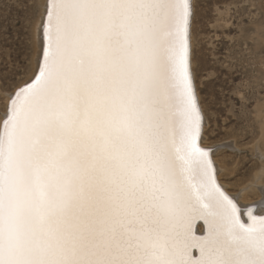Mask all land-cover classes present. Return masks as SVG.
Instances as JSON below:
<instances>
[{"label":"snow or ice","instance_id":"obj_1","mask_svg":"<svg viewBox=\"0 0 264 264\" xmlns=\"http://www.w3.org/2000/svg\"><path fill=\"white\" fill-rule=\"evenodd\" d=\"M0 87V264H264L251 203L202 146L192 0H43Z\"/></svg>","mask_w":264,"mask_h":264},{"label":"rangeland","instance_id":"obj_2","mask_svg":"<svg viewBox=\"0 0 264 264\" xmlns=\"http://www.w3.org/2000/svg\"><path fill=\"white\" fill-rule=\"evenodd\" d=\"M42 2L0 0V87L7 82L14 88L31 74L37 23L32 6ZM191 31L195 85L207 120L204 141L236 145L214 156L230 169L221 180L240 195L256 180L262 160L255 143L264 120L256 118L264 107V0H194ZM249 188L245 198L258 199L260 193Z\"/></svg>","mask_w":264,"mask_h":264},{"label":"bare ground","instance_id":"obj_3","mask_svg":"<svg viewBox=\"0 0 264 264\" xmlns=\"http://www.w3.org/2000/svg\"><path fill=\"white\" fill-rule=\"evenodd\" d=\"M193 1L194 0H192V4H193ZM190 40H191V46L193 45V37H192V31H191V35H190ZM192 67H193V59H192ZM197 95H198V98H199V101H200V97H199V94L197 93ZM200 105H201V103H200ZM201 109H202V112H203V115H204V118H205V126H207V120H206V116H205V113H204V111H203V108H202V105H201ZM256 118H262L263 116H264V107L263 108H260V109H258L257 110V113H256ZM258 118V119H259ZM263 119V118H262ZM258 123H260L259 125H260V127H259V129H260V133H261V138L259 139L260 140V142L259 141H257L256 143H255V145H256V148H255V146H254V148H255V150L257 149V152H258V156L259 157H261V161H260V170L259 171H257L254 175H253V179H256V180H253V182L252 183H249L250 185H248V184H246V186H244V187H242V190H243V192H242V194H238V193H236V192H234V191H230V190H228L227 189V184L223 181V180H221L222 181V183H223V185L226 187V189L228 190V191H230V192H232V193H236V194H238V196H239V198H240V201L242 202V203H251L252 201H254V200H251V199H247V198H245V192L247 191L246 190V188H249L251 185L253 186V185H255V184H257V183H261L262 184V182L264 181V120H260V122H258ZM204 129H205V127H204ZM205 135V134H204ZM205 140V139H204ZM202 141V146H205V145H211V143H209V142H205V141ZM236 146V145H235ZM253 147V146H252ZM253 150V149H252ZM254 151V150H253ZM214 160H215V162H216V164H217V166H218V168L221 170V172L225 169L226 171H230V169L228 168V167H226V164L225 163H219L218 162V160L216 159V157L214 156ZM255 183V184H254ZM249 189H253V188H249Z\"/></svg>","mask_w":264,"mask_h":264}]
</instances>
